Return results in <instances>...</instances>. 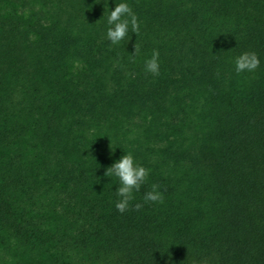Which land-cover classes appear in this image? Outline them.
I'll use <instances>...</instances> for the list:
<instances>
[{"label": "trees", "instance_id": "trees-1", "mask_svg": "<svg viewBox=\"0 0 264 264\" xmlns=\"http://www.w3.org/2000/svg\"><path fill=\"white\" fill-rule=\"evenodd\" d=\"M96 2L0 0V264H264V0H128L116 45Z\"/></svg>", "mask_w": 264, "mask_h": 264}, {"label": "clouds", "instance_id": "clouds-1", "mask_svg": "<svg viewBox=\"0 0 264 264\" xmlns=\"http://www.w3.org/2000/svg\"><path fill=\"white\" fill-rule=\"evenodd\" d=\"M100 2L97 0L96 3ZM108 3V0H106ZM114 7L106 10L105 18V38L113 45L119 44L129 34L137 33L139 31V21L136 12L132 9L128 0H113ZM105 4V0H104ZM138 49L135 46L134 52ZM159 53L154 49L151 56L144 61V71L153 75L159 72ZM260 61L255 52L242 51L234 57V71L241 73L244 71L251 72L256 69ZM114 148V146H110ZM104 175L106 177H115L118 184L114 190L116 199L114 200V207L117 211L123 213L128 207L129 203L134 199V193L139 191L141 185L146 181L148 169L144 165L136 161L134 155L130 151H125L119 158H116L105 169ZM163 199V194L159 190V185L152 183L150 190L145 191L143 201L160 202ZM142 205L136 203L134 208L139 209ZM201 264H207L206 261H201Z\"/></svg>", "mask_w": 264, "mask_h": 264}]
</instances>
